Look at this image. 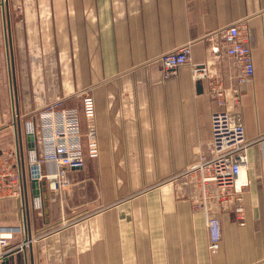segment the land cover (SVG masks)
<instances>
[{
    "label": "crops",
    "instance_id": "obj_1",
    "mask_svg": "<svg viewBox=\"0 0 264 264\" xmlns=\"http://www.w3.org/2000/svg\"><path fill=\"white\" fill-rule=\"evenodd\" d=\"M12 4L19 13L4 26L0 55V75L9 77H0V152L23 153L26 164L35 143L29 148L22 122L37 124L57 101L81 111L90 95L100 156L70 171L64 191L24 178V199H0V235L12 236L9 264H264V0ZM233 24L250 33L255 75L246 86L223 46L221 30ZM190 43V63L174 73L158 64ZM196 65L208 76L195 83ZM213 79L240 92L251 143L245 225L232 211L219 213L214 254L205 215L194 207L198 185L184 175L212 154ZM79 119L83 131L89 121L81 112Z\"/></svg>",
    "mask_w": 264,
    "mask_h": 264
},
{
    "label": "built area",
    "instance_id": "obj_2",
    "mask_svg": "<svg viewBox=\"0 0 264 264\" xmlns=\"http://www.w3.org/2000/svg\"><path fill=\"white\" fill-rule=\"evenodd\" d=\"M221 35L226 55L237 64L238 85L251 84L255 67L249 46L248 27L233 24L222 29ZM191 55L190 43L162 55L157 62L168 73H174L179 67L191 62ZM207 76L205 67L196 65L193 68L195 83ZM210 95L219 108L211 117L212 154L210 157L202 155L189 166L184 175L194 179L198 185L199 198L194 207L205 215L209 250L214 254L219 251L222 240L219 213L232 211L236 221L241 226L245 225L244 202L246 189L250 185L248 150L251 143L246 139L245 127L239 114L240 92L213 79ZM78 111L65 108L61 101L44 107L38 115L37 125H28V134L34 137L35 147L29 150L26 164L21 163L22 159L24 161L23 153L17 155L0 152V199L25 197L22 189L24 178L37 183L47 181L54 191H64L71 185L68 175L70 171L82 168L86 159L100 156L99 135L93 125L97 115L94 97L85 95L82 99L79 112L89 121L83 131ZM29 126L32 130H29ZM46 165H54L55 172L45 171ZM10 239L11 235H0V262L13 254L7 249ZM23 250L24 246L20 245L17 252Z\"/></svg>",
    "mask_w": 264,
    "mask_h": 264
},
{
    "label": "rangeland",
    "instance_id": "obj_3",
    "mask_svg": "<svg viewBox=\"0 0 264 264\" xmlns=\"http://www.w3.org/2000/svg\"><path fill=\"white\" fill-rule=\"evenodd\" d=\"M22 0H0V55H2L4 53V44L6 45L5 41V32H7V30H5L6 25H8V22H10V24L13 23V19L16 18L17 13H19V9H15L12 3H20ZM4 13V16H3ZM2 61L4 62V60L2 59ZM3 62L0 65H3ZM0 77H2V81L4 82V79L6 81H8L9 77L7 74H2L0 75ZM30 122V123H29ZM8 123V122H7ZM5 124L6 126H8L9 124ZM33 123L34 126H36L37 124L33 121H23L22 122V129L26 130L28 129V125ZM4 125V123H3ZM36 128V127H35ZM37 129V128H36ZM35 129V130H36Z\"/></svg>",
    "mask_w": 264,
    "mask_h": 264
},
{
    "label": "water",
    "instance_id": "obj_4",
    "mask_svg": "<svg viewBox=\"0 0 264 264\" xmlns=\"http://www.w3.org/2000/svg\"><path fill=\"white\" fill-rule=\"evenodd\" d=\"M28 140H29V148H33L34 147V137L30 135ZM36 186H37V183L33 181V187L36 188ZM35 193L38 195V191L36 189H35ZM2 264H9V258L5 259Z\"/></svg>",
    "mask_w": 264,
    "mask_h": 264
},
{
    "label": "bare ground",
    "instance_id": "obj_5",
    "mask_svg": "<svg viewBox=\"0 0 264 264\" xmlns=\"http://www.w3.org/2000/svg\"><path fill=\"white\" fill-rule=\"evenodd\" d=\"M29 128H30L29 130H32V129H31V126H29Z\"/></svg>",
    "mask_w": 264,
    "mask_h": 264
}]
</instances>
